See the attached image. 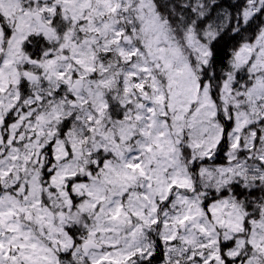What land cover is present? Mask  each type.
I'll list each match as a JSON object with an SVG mask.
<instances>
[{
    "label": "snow or ice",
    "instance_id": "snow-or-ice-1",
    "mask_svg": "<svg viewBox=\"0 0 264 264\" xmlns=\"http://www.w3.org/2000/svg\"><path fill=\"white\" fill-rule=\"evenodd\" d=\"M0 264H264V0H0Z\"/></svg>",
    "mask_w": 264,
    "mask_h": 264
}]
</instances>
